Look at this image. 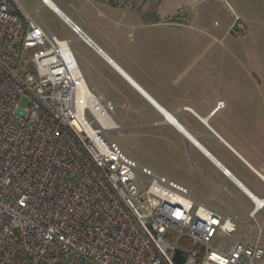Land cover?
<instances>
[{
    "label": "built area",
    "instance_id": "built-area-1",
    "mask_svg": "<svg viewBox=\"0 0 264 264\" xmlns=\"http://www.w3.org/2000/svg\"><path fill=\"white\" fill-rule=\"evenodd\" d=\"M114 113L89 90L70 40L0 2V264H176L178 251L184 264H264L262 226H239L124 155L110 137ZM250 196L256 221L264 199Z\"/></svg>",
    "mask_w": 264,
    "mask_h": 264
},
{
    "label": "crops",
    "instance_id": "crops-1",
    "mask_svg": "<svg viewBox=\"0 0 264 264\" xmlns=\"http://www.w3.org/2000/svg\"><path fill=\"white\" fill-rule=\"evenodd\" d=\"M86 1L94 8H104L102 13L95 12L90 15L92 17L85 22L88 24L87 30L74 21L102 51L101 54L98 53L74 34V42H80L96 56V59L91 60L81 51L74 50V57L89 90L101 102H112L115 112L118 109L130 113L125 117V127L169 128L167 136L162 138L167 140L176 153L186 150L189 155L187 158V155L182 153L183 155L177 158L183 174L178 176L175 182L186 187L207 207L212 208L194 193L195 190L213 193L217 200L223 199L220 193L227 192L230 197L245 198L253 206L250 195L264 199V119L255 117L253 108L212 99L201 92H192L188 86L178 83L175 85L177 80L173 73H169L168 65L165 64V67L160 69L157 58H153L152 49L156 51L159 45L164 48L172 46L175 43L174 29L184 27L185 24H175L173 21L176 20L177 12L169 13L164 5L165 0H141L138 8L126 9L121 15L116 13L118 7L112 4L111 0ZM173 1L191 3L190 9L188 6L184 8L187 12L184 20L187 22L192 18H199L200 7H204V11L213 9L215 0ZM12 2L13 7L19 9L13 0ZM52 3L55 4L53 1ZM54 6L72 20L60 7L56 4ZM21 12L26 19L34 20ZM55 13L62 19L61 15ZM253 14L259 15L258 12ZM261 15L262 29L252 24L248 27L250 30L248 29L247 36L252 38L253 42L262 40L264 63V8ZM109 16L112 17L110 20L107 18ZM117 17L124 22V33L131 28L140 31L141 39L137 43V50H132L123 43L122 31L118 26H113ZM90 23L93 24L92 29H89ZM220 101L224 102L223 106H219ZM164 112L170 115L174 122H171ZM112 119L118 128L122 127L113 117ZM180 141L183 143L180 144ZM215 162L228 169L232 173V179L226 177ZM214 206L212 209L222 213L215 209H223L221 204ZM253 211L254 208L243 221L248 222ZM227 215L233 216L239 225L236 221L238 216L231 212Z\"/></svg>",
    "mask_w": 264,
    "mask_h": 264
},
{
    "label": "rangeland",
    "instance_id": "rangeland-1",
    "mask_svg": "<svg viewBox=\"0 0 264 264\" xmlns=\"http://www.w3.org/2000/svg\"><path fill=\"white\" fill-rule=\"evenodd\" d=\"M13 1L23 13L36 20L48 32L59 38L71 40L73 53L77 49L88 59H96L91 50L83 47L80 42H74L76 36L73 32L55 12L42 5V0ZM52 1L85 30L88 26L85 22L92 17L90 15L95 12L100 14L102 9L104 10L99 6L94 8L86 0ZM164 5L169 13L177 12L176 20H173L175 24L185 25L174 29L175 43L172 46L164 48L159 45L156 51L152 49L153 58H157L159 68L162 69L165 64L168 65L169 73H173L177 80L175 85L178 83L181 86H188L192 92H201L212 99L225 100L231 104L248 107V109L253 108L255 117L259 116L264 119L262 40L253 42L252 38L247 36L248 29L252 24L260 26L259 29H262L261 10L264 8V0H215L213 9L204 11L205 8L200 7L199 18H192L187 22L184 20L186 18L184 16L187 15L184 8L186 6L191 8V3L165 0ZM139 6L140 4L133 9ZM11 7L13 8V6ZM179 8H183V12L179 13ZM126 9L118 7L116 13L121 15ZM192 11L194 12V10ZM254 12H258L259 15L253 14ZM107 18L110 20L112 17ZM114 22L113 26H118L123 33V43L128 48L137 50V43L141 39L140 31L131 28L124 33L122 30L124 22L121 21V18L117 17ZM90 28H93L91 23L89 24ZM145 50L144 48L143 51ZM167 52L168 56H166ZM102 102L104 103V101ZM26 104L27 101L23 105L26 106ZM127 114L130 113L117 109L112 115L114 120L122 126L110 132L115 146L124 155L141 166L147 167L153 173L173 181L177 180L178 176L183 174L177 158L183 154L188 158V152L177 150L178 153H176L167 140L162 138L164 135L167 136L166 134L170 131L167 127H125L127 125L125 117L129 116ZM179 143L182 144L183 141ZM195 191L194 193L204 199L208 206L214 208V204H221L223 209H215L224 214L231 212L238 216L236 221L243 228L257 226L258 222L263 228L264 243V211L258 213L256 221L245 222L243 220L254 208L253 204L245 198L230 197L227 192L221 191L223 199L217 200L213 193ZM248 233L246 231L243 235H248ZM237 238L239 237H234V240Z\"/></svg>",
    "mask_w": 264,
    "mask_h": 264
},
{
    "label": "bare ground",
    "instance_id": "bare-ground-1",
    "mask_svg": "<svg viewBox=\"0 0 264 264\" xmlns=\"http://www.w3.org/2000/svg\"><path fill=\"white\" fill-rule=\"evenodd\" d=\"M51 1V0H50ZM52 2V1H51ZM55 5V4H54ZM53 5V3H52V6H53V8L56 10V7ZM59 13L61 14V17H64V15L59 11ZM92 98V96L91 95H87L86 94V96H85V100H86V102L89 104V103H95V101L93 100V99H91ZM165 113V115L168 117V119L171 121V122H174V120H173V118L170 116V115H168L166 112H164ZM99 116V118H100V121H101V123L104 125V127H106V128H113V129H115V124L114 123H112V121H111V118H108L105 114H103V115H98ZM177 125V124H176ZM181 129V128H180ZM184 133L186 134V135H188L191 139H192V136L187 132V131H185L184 130ZM253 198L254 199H256V200H258V198L257 197H254L253 196Z\"/></svg>",
    "mask_w": 264,
    "mask_h": 264
},
{
    "label": "water",
    "instance_id": "water-1",
    "mask_svg": "<svg viewBox=\"0 0 264 264\" xmlns=\"http://www.w3.org/2000/svg\"><path fill=\"white\" fill-rule=\"evenodd\" d=\"M56 12H57L59 15H61V14L59 13V9H56ZM64 17H66V16H64ZM94 45H95V44H94ZM175 262H176V264H184V258H183V254H182L181 251H178V252H177V254H176V256H175Z\"/></svg>",
    "mask_w": 264,
    "mask_h": 264
},
{
    "label": "trees",
    "instance_id": "trees-1",
    "mask_svg": "<svg viewBox=\"0 0 264 264\" xmlns=\"http://www.w3.org/2000/svg\"><path fill=\"white\" fill-rule=\"evenodd\" d=\"M3 0H0V2H2ZM9 3H10V5L11 6H13V2H12V0H7ZM14 8V11L19 15V17L22 19V20H24V21H26V18H25V16L22 14V12L19 10V9H17L16 7H13Z\"/></svg>",
    "mask_w": 264,
    "mask_h": 264
}]
</instances>
